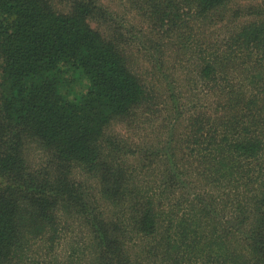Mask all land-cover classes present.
Masks as SVG:
<instances>
[{"label": "trees", "instance_id": "trees-1", "mask_svg": "<svg viewBox=\"0 0 264 264\" xmlns=\"http://www.w3.org/2000/svg\"><path fill=\"white\" fill-rule=\"evenodd\" d=\"M127 1L0 0V264H264V0Z\"/></svg>", "mask_w": 264, "mask_h": 264}, {"label": "rangeland", "instance_id": "rangeland-1", "mask_svg": "<svg viewBox=\"0 0 264 264\" xmlns=\"http://www.w3.org/2000/svg\"><path fill=\"white\" fill-rule=\"evenodd\" d=\"M102 1L104 2V4H106V6H108L111 9V12H113L115 15L119 16V18H120L119 22H121L122 25L128 26V27L134 26L135 28H138V31H140L141 28L144 27V21L142 20V18H140V16L137 14V12L132 9V6H130V4L127 0H102ZM114 14H113V17H114ZM93 26L96 28H102V29L106 30L108 25L104 22H101V21L98 22L97 20H94ZM171 67H172V65H171ZM175 67L179 68L177 66H175ZM171 72H174L173 67L171 68ZM124 128H125L124 126L123 127L121 126V127L117 128V130L119 132H122V131H125ZM145 134L148 135L149 133L145 132ZM42 156H43V154L37 148H35V150H32V156H31L32 160L35 159L34 161H37V162H38V160L41 161ZM69 224H70L69 227H70V232H71L69 235V238H73L76 241L80 240L83 236L84 228L82 229L81 224L78 223L77 221H71ZM68 242H69V240L63 239L62 243L60 245H57L56 252L58 254H60V261L67 259L66 256H68L67 255L68 250L70 249V247H69L70 245ZM68 247H69V249H68ZM62 264H64V262ZM81 264H88V260H85Z\"/></svg>", "mask_w": 264, "mask_h": 264}]
</instances>
